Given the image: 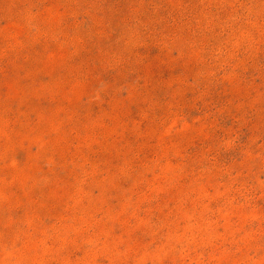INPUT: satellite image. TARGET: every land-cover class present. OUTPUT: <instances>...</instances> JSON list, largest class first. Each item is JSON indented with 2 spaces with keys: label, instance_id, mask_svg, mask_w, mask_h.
I'll return each instance as SVG.
<instances>
[{
  "label": "rangeland",
  "instance_id": "374dc122",
  "mask_svg": "<svg viewBox=\"0 0 264 264\" xmlns=\"http://www.w3.org/2000/svg\"><path fill=\"white\" fill-rule=\"evenodd\" d=\"M0 264H264V0H0Z\"/></svg>",
  "mask_w": 264,
  "mask_h": 264
}]
</instances>
